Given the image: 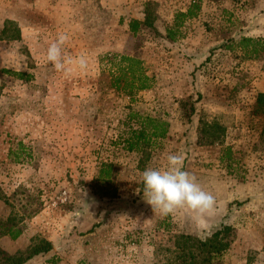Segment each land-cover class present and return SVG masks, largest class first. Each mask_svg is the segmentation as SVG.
<instances>
[{
	"label": "rangeland",
	"instance_id": "374dc122",
	"mask_svg": "<svg viewBox=\"0 0 264 264\" xmlns=\"http://www.w3.org/2000/svg\"><path fill=\"white\" fill-rule=\"evenodd\" d=\"M192 4L195 16L179 20ZM147 15L153 25L133 33L130 21ZM9 20L20 40L4 39ZM60 33L70 37L66 54L86 56V71L65 77L46 61ZM113 55L139 58L152 87L114 89ZM260 93L264 0H0V220L13 216L23 229L0 238V251L43 237L53 249L26 264H176L179 236L206 239L227 225L233 242L212 264H264ZM132 111L167 120L168 136L126 151ZM173 153L216 198L204 224L163 217L143 198L141 174ZM102 162L114 165L106 184L95 182Z\"/></svg>",
	"mask_w": 264,
	"mask_h": 264
},
{
	"label": "trees",
	"instance_id": "16d2710c",
	"mask_svg": "<svg viewBox=\"0 0 264 264\" xmlns=\"http://www.w3.org/2000/svg\"><path fill=\"white\" fill-rule=\"evenodd\" d=\"M198 9L197 5H193L187 12L178 13L179 20L193 17ZM130 30L137 33L141 26H152V20L147 15L144 21L132 19L130 21ZM14 34L5 36L11 30ZM15 27V28H14ZM4 39L20 40L21 32L16 24L12 21H6V26L2 30ZM168 38L175 40V34L171 29H168ZM243 46L246 43H255L252 38H242L240 42ZM254 52H257L255 50ZM109 62L114 66L110 69L111 85L117 91L132 95L136 91L150 89L153 85V78L147 75L144 70L143 62L136 57L128 55H113L109 57ZM12 75L24 76L25 73H16L5 70ZM264 93L258 95L256 107L261 109L263 106ZM128 130L125 135L120 137V144L128 152H140L146 147H153L159 141L165 139L170 131V123L158 117L143 115L132 111L126 119ZM264 135V129L262 131ZM125 136V137H124ZM11 152V151H10ZM114 175V165L111 162L100 163L98 176L95 179L96 183L106 184L110 182ZM107 194V189L104 195ZM112 195H115L113 192ZM40 209H35L29 213L32 217L39 212ZM233 227L222 225L209 238L201 239L193 235H181L178 237L177 248L179 253L176 257V264H212L214 259L226 252L233 242ZM23 234V229L18 226L16 218L8 216L6 219L0 220V238L9 236L12 239H18ZM53 249V244L46 238L37 237L32 240V244L25 250L9 253L4 250L0 251V264H26L36 256L49 253Z\"/></svg>",
	"mask_w": 264,
	"mask_h": 264
},
{
	"label": "clouds",
	"instance_id": "9594fccd",
	"mask_svg": "<svg viewBox=\"0 0 264 264\" xmlns=\"http://www.w3.org/2000/svg\"><path fill=\"white\" fill-rule=\"evenodd\" d=\"M70 39L66 33H60L46 50V61L53 69L70 77L73 67L86 71L88 60L81 54L72 57L65 52ZM72 66V67H69ZM185 157L182 153L168 154L166 166L147 168L143 171V198L154 213L163 217L174 216L178 212L190 215L196 224H204L206 219L217 211L215 196L206 191L196 177L184 170Z\"/></svg>",
	"mask_w": 264,
	"mask_h": 264
}]
</instances>
